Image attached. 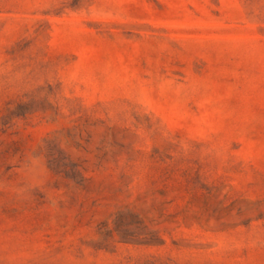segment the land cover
<instances>
[{
    "label": "rangeland",
    "instance_id": "obj_1",
    "mask_svg": "<svg viewBox=\"0 0 264 264\" xmlns=\"http://www.w3.org/2000/svg\"><path fill=\"white\" fill-rule=\"evenodd\" d=\"M0 264H264V0H0Z\"/></svg>",
    "mask_w": 264,
    "mask_h": 264
}]
</instances>
